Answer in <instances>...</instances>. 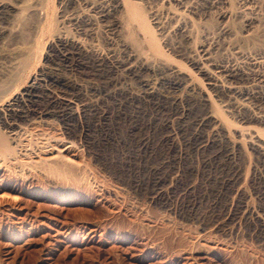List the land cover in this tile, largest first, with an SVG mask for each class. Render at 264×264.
<instances>
[{"label": "rangeland", "instance_id": "rangeland-1", "mask_svg": "<svg viewBox=\"0 0 264 264\" xmlns=\"http://www.w3.org/2000/svg\"><path fill=\"white\" fill-rule=\"evenodd\" d=\"M4 1L0 133L31 143L0 159V264H264V0H130L146 21L124 0ZM50 72L77 113L39 119L64 103L41 88L10 129ZM159 77L186 85L143 88Z\"/></svg>", "mask_w": 264, "mask_h": 264}, {"label": "bare ground", "instance_id": "bare-ground-1", "mask_svg": "<svg viewBox=\"0 0 264 264\" xmlns=\"http://www.w3.org/2000/svg\"><path fill=\"white\" fill-rule=\"evenodd\" d=\"M216 1V0H215ZM12 2V1H11ZM14 2V1H13ZM108 2V1H107ZM123 2L126 3V6L125 8L128 9V11L126 12L127 15L129 18L128 19H132V21H135L134 19L138 18L137 21H139V18L143 21H146V19H144L145 17L143 16L144 14L142 12L139 11V8L135 5H133V3H130V0H124ZM245 2V1H244ZM11 5V4H10ZM108 5V4H107ZM5 6V1L4 0H0V14L3 10ZM247 12V11H246ZM253 12V11H252ZM96 13V12H95ZM98 15V14H97ZM102 17V16H101ZM140 20V21H141ZM131 21V20H130ZM144 24V23H143ZM80 26V25H79ZM145 26V25H143ZM146 27V26H145ZM87 31V30H86ZM155 41V40H154ZM150 43V42H149ZM155 43V42H153ZM65 46V45H64ZM157 46V44H156ZM67 47V46H66ZM62 48V47H61ZM158 48V47H157ZM66 50V49H65ZM157 50V49H155ZM61 51V50H60ZM158 52L160 51L159 49L157 50ZM156 51V52H157ZM61 52H64L63 50ZM67 52V51H66ZM71 52V51H70ZM69 53V52H68ZM72 53V52H71ZM67 54V53H66ZM56 56V55H55ZM63 57V56H62ZM71 57V56H70ZM264 58V57H263ZM69 59V58H68ZM205 59V58H204ZM64 60V59H63ZM212 61V60H211ZM65 62V61H64ZM117 64V63H116ZM122 67H123V70H131L133 68V66L128 62V63H124L123 64H120ZM254 67H263L264 68V60L263 59H257L255 62H254ZM117 66V65H116ZM121 67V68H122ZM173 67V66H172ZM171 67V68H172ZM262 68V69H263ZM180 69V68H179ZM128 71V72H129ZM172 73L175 75H177V72L174 71V69H171ZM229 71V70H228ZM232 71V69H231ZM44 72V71H43ZM134 72V71H133ZM136 72V71H135ZM235 72V71H234ZM260 72V71H259ZM160 74V73H159ZM162 74V73H161ZM180 74V73H179ZM212 74V73H211ZM233 74V73H232ZM228 74V72L223 69V68H218L216 69L215 71H213V74H212V77L210 78V80L212 81L211 85L214 86V88L216 87L218 90L222 92H227L228 94L230 93V97L235 99L236 101L234 102H239V105L240 107L244 106L245 105V101L247 99V96H248V93L245 89H243V87L241 88L240 86L238 87H235L233 86L234 84H231L229 82V79L231 77H234L235 78V74ZM256 74V73H255ZM171 75V74H170ZM163 76V75H162ZM137 77V76H136ZM164 77V76H163ZM163 77H159L155 82L156 83H149L148 81L146 80H143L141 81L142 82V86L144 89H146L147 91H150V90H154L155 87L159 86L161 88H163L165 90V92L168 94V95H171L172 98H174V94L177 93L185 84H183V82H181L178 78H174V79H166L163 78ZM263 80V79H262ZM30 87L27 88V90H25V92H23V94L21 95V98H15L13 99L12 97V103L6 105V108H5V112H6V120H9V122H7V125L11 128H13L14 126V123L13 121H16V119L18 118H26L27 116H29V114L31 113V105H33L34 103H36V99L39 97L36 92L34 90H37V89H40L41 88H45V89H48L50 92H52L53 94H55L57 96L58 99H60L61 101H63L64 103L62 105H59V104H56L55 101H53L54 103H52V105H48L49 107H47L46 109H43V111H41L39 114L40 116L39 119L43 120L42 118L44 116H47V115H53L55 116V118H59V119H66L68 120L69 118H72L75 113V110L76 109H73V107H71V100L67 99L66 94L67 93H70V91L73 89L72 86L70 85V83H68L67 81H65L61 76H59L58 74H54L50 72V74H47V73H42L39 75V77H35L33 78L31 81H30ZM186 85V84H185ZM189 85V84H188ZM236 85V84H235ZM141 86V87H142ZM186 87V86H185ZM191 88V87H189ZM26 89V88H25ZM183 89V88H182ZM194 89V88H193ZM192 89V91H193ZM74 91V89H73ZM100 91V90H99ZM145 91V93L147 92ZM225 92V93H226ZM152 93V92H151ZM16 94V93H15ZM75 94V93H74ZM40 95V94H39ZM46 95V94H45ZM52 95V94H51ZM59 95H63L64 97H60ZM71 95V94H70ZM99 95V94H98ZM43 96V95H42ZM73 96V95H72ZM174 96V97H173ZM228 96V95H227ZM177 97V96H176ZM175 97V98H176ZM211 97V96H210ZM99 98V96H98ZM55 99V98H54ZM72 99V98H71ZM49 100V99H48ZM57 100V99H55ZM209 100V99H207ZM249 100V99H248ZM41 101V100H40ZM98 101V100H97ZM22 102L21 105H19L20 103ZM250 102V101H249ZM50 103V101H49ZM59 103V102H58ZM228 103V102H227ZM3 104V103H2ZM37 104V103H36ZM40 104V103H39ZM48 104V103H47ZM229 104V103H228ZM35 105V104H34ZM238 105V106H239ZM91 107H93V105H90ZM85 107V106H84ZM88 107V106H87ZM90 108V107H89ZM94 108V107H93ZM91 108V109H93ZM39 109V108H38ZM80 109V108H79ZM96 109V108H94ZM4 110V109H3ZM37 110V109H35ZM33 109V111H35ZM78 110V109H77ZM85 110V109H84ZM102 110V109H101ZM80 111V110H79ZM88 111V110H87ZM94 111V110H93ZM4 112V113H5ZM91 112V111H90ZM89 112V113H90ZM215 112V111H214ZM34 113V112H33ZM86 113V112H85ZM35 114V113H34ZM37 114H38V111H37ZM103 115V114H101ZM215 115V114H214ZM98 116V115H97ZM100 117V116H99ZM104 117V116H103ZM103 117H101L103 119ZM210 117V116H209ZM28 118V117H27ZM32 119V118H31ZM58 119V120H59ZM219 119V118H217ZM71 120V119H70ZM29 121V120H28ZM36 121V120H35ZM97 121V120H96ZM205 121V120H204ZM223 121V120H222ZM220 120V123L222 122ZM33 122V121H32ZM40 123V121H37ZM44 122V121H43ZM100 122V121H99ZM202 122V121H201ZM17 123V122H15ZM206 123V122H205ZM37 124V123H36ZM98 124V123H97ZM208 124V123H207ZM224 124V123H223ZM105 125V124H104ZM205 125V124H204ZM229 125V124H228ZM38 127V126H37ZM13 130V129H12ZM27 133V132H26ZM44 133V132H43ZM9 134L12 135V136H18V134L20 133H17V132H10L9 131ZM25 134V133H24ZM21 136L23 134H20ZM43 135V134H42ZM6 135H2L0 133V159H2L3 161L6 160V161H10V160H13L15 159L14 157V154H17L18 151L20 150L21 153L22 151H26V149H30V143L27 142V143H23L22 141H19V143L16 145L15 147V150L12 149L10 146H9V143L7 140H9L8 138L6 139L5 138ZM20 136V137H21ZM44 137V136H43ZM19 138V137H18ZM45 138V137H44ZM49 138V137H48ZM52 138V137H51ZM25 139V138H24ZM13 140V139H11ZM55 140V139H54ZM59 140V139H58ZM51 141V140H50ZM57 141V140H56ZM60 141V140H59ZM15 142V141H14ZM48 142V141H47ZM38 144V143H37ZM208 144V143H207ZM206 144V145H207ZM33 145V144H32ZM51 145V144H50ZM36 146V145H35ZM34 146V147H35ZM205 146V145H204ZM42 147V146H41ZM40 147V148H41ZM72 147V145H71ZM206 147V146H205ZM37 148V147H36ZM39 148V147H38ZM19 149V150H18ZM38 150V149H37ZM43 150V149H42ZM53 150V149H52ZM55 150V148H54ZM65 150V149H64ZM58 151V150H57ZM63 151V150H62ZM59 152V151H58ZM28 153V152H27ZM45 153V152H44ZM62 153V152H60ZM37 155V154H36ZM63 155V154H61ZM14 156V157H13ZM19 156V155H18ZM59 156V155H57ZM60 157V156H59ZM17 158V157H16ZM51 158V157H50ZM53 158V157H52ZM69 158V157H68ZM20 159V158H19ZM67 159V158H66ZM5 161V162H6ZM16 161V160H15ZM2 162V161H1ZM9 163V162H7ZM4 166V165H3ZM160 176V175H159ZM157 178V177H156ZM161 179V178H160ZM231 179V178H230ZM224 182V181H223ZM159 190V189H158ZM155 197V196H154Z\"/></svg>", "mask_w": 264, "mask_h": 264}]
</instances>
